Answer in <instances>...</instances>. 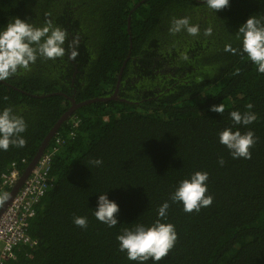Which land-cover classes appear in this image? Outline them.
<instances>
[{"label":"trees","instance_id":"1","mask_svg":"<svg viewBox=\"0 0 264 264\" xmlns=\"http://www.w3.org/2000/svg\"><path fill=\"white\" fill-rule=\"evenodd\" d=\"M250 15H264V3L229 0L215 12L205 0H0V28L19 17L67 32L62 57H38L0 80V110L11 107L27 122L25 146L0 151V209L12 189L3 173L13 163L23 171L72 105L53 92L80 102L119 91L76 109L53 135L43 152L52 156L48 189L28 225L34 243L7 264H137L116 237L154 223L165 201L177 241L158 264H264V74L245 53L224 51L240 48L236 31ZM182 16L199 25L197 36L169 32ZM74 36L78 55L70 59ZM219 103L223 113L210 110ZM231 111L256 119L237 125ZM226 127L253 132L251 158L233 159L219 143ZM97 158L100 166L89 163ZM196 171L208 173L213 199L186 213L170 196ZM105 191L119 205L112 228L93 215ZM76 216L87 217L86 228Z\"/></svg>","mask_w":264,"mask_h":264},{"label":"clouds","instance_id":"2","mask_svg":"<svg viewBox=\"0 0 264 264\" xmlns=\"http://www.w3.org/2000/svg\"><path fill=\"white\" fill-rule=\"evenodd\" d=\"M264 3V0H260ZM207 7L216 12L229 4V0H205ZM169 32L173 35L186 32L189 36H197L200 32L198 24L191 22V17L182 16L173 18L170 22ZM67 38L65 29L46 22L43 26H35L28 20L15 17L6 26L0 28V80H6L17 73L18 69L28 70L37 58L55 59L65 54L64 43ZM236 39L240 41V48L226 44L225 52L233 55L243 52L248 59L257 66L256 70L264 74V15H250L236 31ZM79 43L78 37H73L69 47L70 59H75L78 51L75 45ZM185 61L189 59L187 53L182 54ZM252 105H247L251 109ZM211 111L223 113L222 103L210 106ZM230 117L234 124L249 125L256 119L253 112L241 113L231 111ZM27 129V122L23 116L17 115L11 107L0 110V151H7L10 146L22 148L26 144L23 133ZM256 138L252 131L241 133L239 129L230 127L219 132V143L224 145L233 159L251 158L250 148L255 144ZM94 166H100L102 160L99 158L89 162ZM219 163L223 165L221 158ZM29 164V163H28ZM25 168L27 167V165ZM24 168V170H25ZM23 170V171H24ZM21 171V173H23ZM33 171V170H32ZM32 173V172H31ZM208 173L196 171L188 178L179 181L170 196L172 202H179L183 211L190 213L199 212L212 203V196L207 193ZM169 203L165 201L157 210L158 219L151 225L137 223L131 228H125L117 235L118 248L125 252L129 261L137 264H145L151 260L152 264L158 262L168 255L177 241L175 225L167 222V210ZM119 205L109 199L107 192L99 193L97 206L93 215L101 223L109 228L118 224L117 213ZM87 217L76 216L73 223L80 227H87Z\"/></svg>","mask_w":264,"mask_h":264},{"label":"built area","instance_id":"3","mask_svg":"<svg viewBox=\"0 0 264 264\" xmlns=\"http://www.w3.org/2000/svg\"><path fill=\"white\" fill-rule=\"evenodd\" d=\"M52 164L51 154L42 157L0 216V264L16 259V250L22 244H33L29 234V220L36 215V204L48 189V175ZM14 167L4 174V182L12 188L21 176Z\"/></svg>","mask_w":264,"mask_h":264},{"label":"water","instance_id":"4","mask_svg":"<svg viewBox=\"0 0 264 264\" xmlns=\"http://www.w3.org/2000/svg\"><path fill=\"white\" fill-rule=\"evenodd\" d=\"M53 93L54 94H62V95H65V96L69 97L71 99V101H72V105L63 114V116L56 122V124L53 126V128L50 130L49 134L42 141V144H41L40 148L38 149V151L36 152V154L34 155L32 160L29 162V164L27 165V167L25 168V170L21 174L20 178L16 182V184L12 187V189L8 193V195H7L5 201L3 202L2 207L0 209V216H1L2 212L5 210V208L7 207V205L11 202L13 197L16 195V193L19 191V189L23 186L25 180L29 177V175L31 174L32 170L35 168L40 156L42 155V153L44 152L45 148L50 143V140L52 139L53 135L56 133L57 129L61 126V124L65 120H67L76 109H78V108H80V107H82L84 105H88V104L94 103L96 101H108L110 99H117L118 98L117 97V90H116L115 94L110 96V97L108 96V97L90 98V99H87V100H84V101H80V102H77L76 99L73 96H68L67 94H65L63 92H53ZM35 95L36 96H40L38 94H35ZM41 96H44V94H42Z\"/></svg>","mask_w":264,"mask_h":264},{"label":"bare ground","instance_id":"5","mask_svg":"<svg viewBox=\"0 0 264 264\" xmlns=\"http://www.w3.org/2000/svg\"><path fill=\"white\" fill-rule=\"evenodd\" d=\"M117 95H118V90H117ZM75 124H77V123H75ZM42 155H43V153H42ZM42 155H41V156H42ZM41 156H40V158H39L37 164H39L40 160L42 159V157H43L44 155H43L42 157H41ZM37 164H36V165H37ZM15 166H16V164L13 163L12 166H11V168H10V170H9L8 172H6V173H9L10 171H12L13 168H14ZM16 167H18V166H16ZM18 168H19V167H18ZM50 169H51V168H50ZM6 173H3V175L6 174ZM3 175H2V177H3V180H4V176H3ZM4 183H5V182H4ZM5 184H6V183H5ZM6 186H9V185L6 184Z\"/></svg>","mask_w":264,"mask_h":264},{"label":"flooded vegetation","instance_id":"6","mask_svg":"<svg viewBox=\"0 0 264 264\" xmlns=\"http://www.w3.org/2000/svg\"><path fill=\"white\" fill-rule=\"evenodd\" d=\"M116 90H118V89H116ZM115 92H116V91H115ZM118 92H119V91H118ZM114 94H115V93H114ZM114 94H113V95H114Z\"/></svg>","mask_w":264,"mask_h":264}]
</instances>
